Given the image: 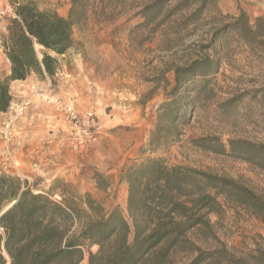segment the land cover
Instances as JSON below:
<instances>
[{
    "label": "rangeland",
    "instance_id": "1",
    "mask_svg": "<svg viewBox=\"0 0 264 264\" xmlns=\"http://www.w3.org/2000/svg\"><path fill=\"white\" fill-rule=\"evenodd\" d=\"M20 1H32L38 9L55 11L63 17L68 16L72 2ZM155 1L89 0L85 16H80L72 28L73 47L94 68L105 87V92L101 91L106 102L103 113L110 119L105 133L126 143L121 156L111 154V163H124V170L146 157H159L168 166L189 167L232 179L264 203V0H170L144 21L139 12ZM4 9L1 5L0 11ZM240 14L244 25L242 22L229 30ZM5 16L4 12L0 23ZM223 31L226 33L219 38ZM214 39L213 48L208 50ZM36 51L39 53L38 47ZM203 57L219 63L207 93L196 103L189 123L182 127L180 139L165 150L149 152L148 137L157 109L172 88L173 70ZM2 65L0 60L1 68ZM5 113L0 125V173L11 174L7 167L12 166L11 139L6 143L3 134L8 110ZM134 115L136 126L130 128L124 123V116ZM100 136L101 133L98 140ZM201 139L208 140L215 150L223 147L224 153L196 147L194 144ZM98 140L81 152H73L67 142L69 153L85 155L86 163L80 171L75 165L71 173L49 182L42 177H18L37 190H47L58 179L67 186L66 198L78 209L86 210L84 202L89 199L101 207L103 215L116 204L127 218V186L118 187L111 178V189L106 192L107 175L93 171L96 161L88 159L89 150ZM76 178L82 182L76 183ZM94 178L98 182L97 192L92 185ZM54 199L59 201L60 197L56 195ZM218 202L219 214L208 217L211 231L206 233L205 240L196 242L197 246L206 252H227L228 258L234 260L231 264H264V222L240 207L221 199ZM197 236L190 234L194 241ZM191 258L180 255L173 261L187 264ZM81 264H86V260ZM204 264L228 263L208 260Z\"/></svg>",
    "mask_w": 264,
    "mask_h": 264
},
{
    "label": "trees",
    "instance_id": "2",
    "mask_svg": "<svg viewBox=\"0 0 264 264\" xmlns=\"http://www.w3.org/2000/svg\"><path fill=\"white\" fill-rule=\"evenodd\" d=\"M89 0H72L67 17L40 10L32 1L8 0L12 16L1 47L9 62V76L0 81V113L12 101L10 83L31 74L52 84L59 56L73 47L72 28L84 17ZM170 0H156L139 15L144 21ZM244 25L243 14L229 30ZM223 30V29H222ZM228 30V31H229ZM226 32H221L222 38ZM214 41L207 49L213 48ZM39 48L37 53L36 48ZM217 61L193 60L173 70V85L157 109L146 148L165 150L182 136V127L218 73ZM196 147L212 148L206 139ZM127 186L126 213L114 207L106 215L86 199V210L65 196L66 185L55 179L47 190L30 187L15 174L0 173V264H174L189 255L187 264L234 263L223 250L202 251L197 241L211 231L208 217L218 215L221 199L264 222V203L246 187L227 177L183 166H168L162 158L146 157L121 172ZM58 195L60 200H55ZM92 215H96L92 218ZM198 234L197 240L190 238Z\"/></svg>",
    "mask_w": 264,
    "mask_h": 264
},
{
    "label": "crops",
    "instance_id": "3",
    "mask_svg": "<svg viewBox=\"0 0 264 264\" xmlns=\"http://www.w3.org/2000/svg\"><path fill=\"white\" fill-rule=\"evenodd\" d=\"M1 5L5 8L6 16L0 23V60L3 64L2 68L0 67V81L9 76L10 66L3 54L1 42L7 33L8 21L12 16L7 0L0 1V7ZM58 60L59 68L53 78V84L48 77L41 78L35 74H31L25 81L11 82L12 102L29 97L30 87L35 86L49 94H55L56 97L70 103L79 112L93 110L99 119L101 128L98 143L91 147L87 155L89 156L88 159L96 161L93 171L107 175L106 184L108 187L105 189L106 192L111 189V185H109L111 178L115 180L118 187L126 186L121 180L124 163L118 160L111 163V154L114 153L116 157L121 156L126 149V143L124 139L116 140L113 135L107 136L105 133L110 122V119L103 113L106 102L101 91L105 92V87L96 77L94 68L82 58L80 52L76 51L74 47L65 55L59 56ZM30 101L29 110L10 131V149L13 157L11 159L12 166H7L8 171L17 176L23 175L28 180H32L34 177H42L43 181L46 182L56 176L71 173L75 165L80 171L86 163L84 162L85 155L81 154L78 157L68 152V133L62 116L41 104L35 97H31ZM5 114V112L0 113V125ZM124 118L126 119L124 123L132 128L136 123V120L133 119H136L137 115H134V118L132 116H124ZM113 143H120L123 147ZM67 176L70 177L69 174ZM76 181V183L82 182L78 178ZM92 183L94 191L97 192L99 189L97 179H92ZM100 193L103 194L102 191ZM112 195L114 196V193ZM114 207L118 206L113 204L109 212Z\"/></svg>",
    "mask_w": 264,
    "mask_h": 264
},
{
    "label": "built area",
    "instance_id": "4",
    "mask_svg": "<svg viewBox=\"0 0 264 264\" xmlns=\"http://www.w3.org/2000/svg\"><path fill=\"white\" fill-rule=\"evenodd\" d=\"M3 15L4 12L0 11V20ZM31 97L39 99L41 103L51 107L62 116L67 128L68 146L73 152H81L98 140L101 128L99 119L93 110L79 112L70 103L33 86L29 89V97L10 104L3 133L6 143L9 142L10 131L14 124L29 110Z\"/></svg>",
    "mask_w": 264,
    "mask_h": 264
}]
</instances>
